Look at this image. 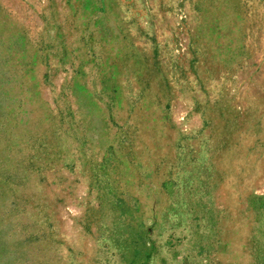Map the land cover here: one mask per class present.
I'll list each match as a JSON object with an SVG mask.
<instances>
[{
	"label": "rangeland",
	"instance_id": "rangeland-1",
	"mask_svg": "<svg viewBox=\"0 0 264 264\" xmlns=\"http://www.w3.org/2000/svg\"><path fill=\"white\" fill-rule=\"evenodd\" d=\"M0 264H264V0H0Z\"/></svg>",
	"mask_w": 264,
	"mask_h": 264
}]
</instances>
